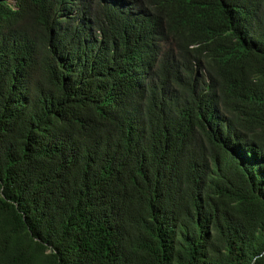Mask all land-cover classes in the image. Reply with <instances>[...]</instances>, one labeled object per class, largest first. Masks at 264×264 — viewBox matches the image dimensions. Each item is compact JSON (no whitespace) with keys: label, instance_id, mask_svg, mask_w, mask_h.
<instances>
[{"label":"trees","instance_id":"obj_1","mask_svg":"<svg viewBox=\"0 0 264 264\" xmlns=\"http://www.w3.org/2000/svg\"><path fill=\"white\" fill-rule=\"evenodd\" d=\"M0 264H264V0H0Z\"/></svg>","mask_w":264,"mask_h":264}]
</instances>
